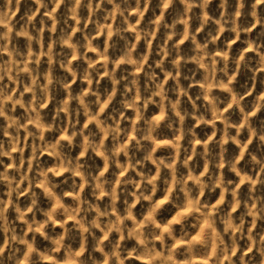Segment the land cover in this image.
I'll return each mask as SVG.
<instances>
[{
	"label": "clouds",
	"instance_id": "1",
	"mask_svg": "<svg viewBox=\"0 0 264 264\" xmlns=\"http://www.w3.org/2000/svg\"><path fill=\"white\" fill-rule=\"evenodd\" d=\"M0 264H264V0H0Z\"/></svg>",
	"mask_w": 264,
	"mask_h": 264
}]
</instances>
